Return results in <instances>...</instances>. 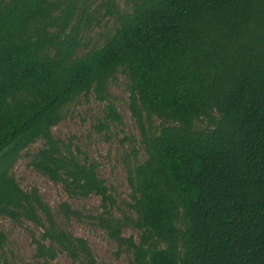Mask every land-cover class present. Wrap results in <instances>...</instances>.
Instances as JSON below:
<instances>
[{
    "label": "trees",
    "instance_id": "obj_1",
    "mask_svg": "<svg viewBox=\"0 0 264 264\" xmlns=\"http://www.w3.org/2000/svg\"><path fill=\"white\" fill-rule=\"evenodd\" d=\"M128 2L114 31L82 50L79 0H0V216L40 230L33 264H58L60 253L97 264L14 176L41 139L28 166L70 196L99 195L94 221L130 264H264V0ZM119 72L146 155L126 167L121 215L97 164L52 133L63 108L90 93L105 103L99 131L120 122L109 91ZM59 211L81 218L65 201ZM6 241L0 229V250Z\"/></svg>",
    "mask_w": 264,
    "mask_h": 264
},
{
    "label": "rangeland",
    "instance_id": "obj_2",
    "mask_svg": "<svg viewBox=\"0 0 264 264\" xmlns=\"http://www.w3.org/2000/svg\"><path fill=\"white\" fill-rule=\"evenodd\" d=\"M129 7L128 0H79L76 7L77 24L82 42L88 45L82 50L100 45L105 36L114 31L118 15L128 11ZM125 83L121 72L109 83L111 101L120 114V122H110L108 128L99 131L97 122L105 114V103L90 93L87 96L80 95L75 101L67 104L62 110L63 119L52 128L54 137L64 143L78 145L83 154L97 164L99 176L105 180L109 193L118 203L117 215H121L120 209L127 212L126 203L129 202L130 188L126 167L146 157L141 148L140 130L128 106ZM41 145L42 140L38 139L26 148L15 163L12 171L19 185L24 190L32 187L38 189L42 199L50 205L58 224L73 235L86 239L97 264H130L132 253L126 249V245L118 246L94 221V217L103 209L99 195L70 196L62 183L53 182L46 175L28 166L29 155L36 152ZM62 201L78 210L81 218L66 220L59 211V203ZM0 229L7 238L5 246L0 250V263L33 264L36 260L34 238H37L40 230L29 221L17 223L6 216H0ZM122 234L137 239L138 230L125 227ZM55 262L80 264L73 262L64 253H60Z\"/></svg>",
    "mask_w": 264,
    "mask_h": 264
}]
</instances>
